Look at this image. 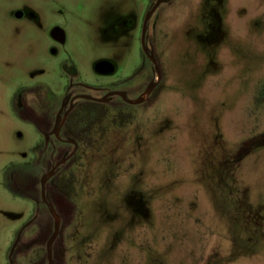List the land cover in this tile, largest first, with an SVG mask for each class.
<instances>
[{"label": "rangeland", "instance_id": "rangeland-1", "mask_svg": "<svg viewBox=\"0 0 264 264\" xmlns=\"http://www.w3.org/2000/svg\"><path fill=\"white\" fill-rule=\"evenodd\" d=\"M107 1L75 13L70 31L84 38L67 49L83 68L96 53H119L128 72L140 59L137 37L126 36L119 51L94 40ZM135 1L141 17L148 2ZM156 18L164 78L131 117L107 123L86 155L74 213L61 226L66 264H264V0H173ZM7 34L3 23L0 73L11 58L13 79L22 64L31 84L39 75L29 70L51 45L37 31L25 33L29 45ZM8 98L0 82V264H9L16 232L35 211L7 192L4 173L22 169L31 187L40 172L41 136ZM49 222L42 214L29 233L43 236ZM24 264H40L36 253Z\"/></svg>", "mask_w": 264, "mask_h": 264}, {"label": "flooded vegetation", "instance_id": "flooded-vegetation-1", "mask_svg": "<svg viewBox=\"0 0 264 264\" xmlns=\"http://www.w3.org/2000/svg\"><path fill=\"white\" fill-rule=\"evenodd\" d=\"M0 1L7 4L5 10L0 9V29L4 23L8 41L27 45L25 33L37 31L51 45L48 57L29 70L33 78L34 74L39 75L31 84L26 76L28 69L25 70L22 64V75L14 80L12 73L17 66L11 58L6 57L2 62L4 74L0 73V82L9 93L7 106L20 121L30 124L41 136L34 148V165L40 170L36 180L33 179L35 183L30 187L29 177L22 169L16 172L7 168L4 173L3 186L7 192L30 199L35 206L32 217L16 232L9 248L8 263L24 264L25 258L34 252L37 262L49 264L47 245L54 232L55 211L61 225L60 233L52 243V259L54 264H61L62 254L63 264H66L68 253L60 239L61 226L64 219L71 220L74 213L73 201L81 181L79 170L85 166L86 155L93 149L94 140L107 133L106 124L116 120L120 123L131 117L130 108L145 105L162 82L164 74L155 50L156 13L163 4L173 0H147L148 6L141 17L136 15L138 4L135 0L127 10L120 8L121 0L106 2L105 16L96 28V34L101 38L97 36L94 40L119 51L126 36L137 37L140 59L137 63L132 61L128 72L120 64L119 53L112 54L108 50L96 53L89 67L83 68L76 55L68 51L70 42L84 38L73 36L70 31L75 13L85 9L92 0ZM30 39L33 41L32 37ZM90 75L92 77H88ZM137 100L141 102L133 103ZM62 207L67 208V214ZM42 214L50 221L47 230L43 236L35 231L30 234L29 227Z\"/></svg>", "mask_w": 264, "mask_h": 264}, {"label": "water", "instance_id": "water-1", "mask_svg": "<svg viewBox=\"0 0 264 264\" xmlns=\"http://www.w3.org/2000/svg\"><path fill=\"white\" fill-rule=\"evenodd\" d=\"M155 10V8L153 9ZM149 91L146 92V94ZM99 101H105L104 99H100ZM132 102V101H131ZM141 102V100H137V101H133V103H139ZM46 181V180H44ZM43 181V193H44V184L45 182ZM54 232L52 234V237L50 238L48 245H47V255H48V261L49 264H54L53 259H52V243L53 241L56 239V237L59 235L60 233V225H61V219L60 216L54 211Z\"/></svg>", "mask_w": 264, "mask_h": 264}]
</instances>
